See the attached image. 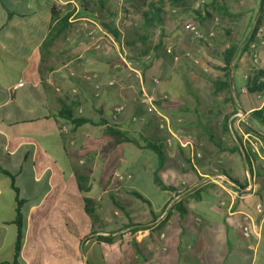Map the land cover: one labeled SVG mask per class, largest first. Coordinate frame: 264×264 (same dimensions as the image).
<instances>
[{"label":"crops","instance_id":"obj_1","mask_svg":"<svg viewBox=\"0 0 264 264\" xmlns=\"http://www.w3.org/2000/svg\"><path fill=\"white\" fill-rule=\"evenodd\" d=\"M83 2L88 3L86 0H0V157L8 160L10 168L0 167L16 176L19 198L25 201V223L16 264H264V218L255 208L256 205L264 208V107L257 95L252 98L243 91L246 85L243 74L249 66L242 51L236 55L234 69L233 63L229 69L233 79L231 87H235L236 94L232 92L233 101L226 104V122H223V116L221 126L216 123V127L204 136L196 133L197 130L190 133L186 126L179 127L181 134L171 130L174 137L165 149L167 156L161 180L174 191H161L152 179L146 192L143 179H133L129 189L141 195L143 200L135 197L142 205L135 204L130 211L126 210L125 219L112 203L114 196L106 195L105 180L100 183V192L92 196L89 195L92 191L90 179V191L77 190L74 169L70 167L69 171L65 164L70 165V161L58 129L64 121L57 116L60 103L76 97L68 92L62 96L55 93L57 81H69L70 61L54 64L53 70L44 74H39V70L41 44L52 24L51 5L58 4L63 8L69 5L77 14L83 7L81 4H85ZM162 19L164 24L170 21L167 17L165 22L163 16ZM70 22H73L72 18ZM117 22L116 18L114 24ZM98 27L107 34L102 26ZM113 28L119 33V40L123 39L121 30L118 31L115 25ZM167 30L172 44L182 47L178 43L181 40L179 31L175 27ZM108 36L117 55L118 41ZM69 40L68 31L66 37L51 48L52 54L62 56L69 53L68 50L72 51V45L59 46L60 42ZM80 50L84 57L81 65L82 70H86L84 73L103 75L108 71L106 59L99 54L101 49L84 46ZM92 50L97 52L96 55ZM259 66L264 69V51L260 53ZM109 67L107 75L104 74L107 80L101 82L103 95L108 98L106 105L117 102L116 94L106 93L112 88L106 83L114 81L117 71V65ZM40 78L47 86L42 85ZM20 80L24 85L17 87ZM84 84L88 85L86 81ZM140 84L144 93L146 87L141 80ZM85 100L81 96L79 106H83ZM104 108L98 107V114L102 112L111 123L112 114L105 113ZM254 111L259 114L253 117ZM219 114L218 107L211 108L210 115L217 117ZM83 118L92 121L88 116ZM222 124L226 126L225 130ZM175 146L182 154L177 170L172 169L169 162L171 156H175ZM245 154L256 158V162L252 158L248 162ZM24 162L31 164L29 193L37 194L35 201L25 197L17 184V179L26 174ZM58 176L64 181L69 180L70 186L54 192ZM41 183L43 185L39 187ZM174 196L179 197L177 208L184 213L181 216L174 209L169 215H163L165 203ZM84 199L91 200V214L84 210ZM98 203H112L109 208L112 215L108 217ZM14 207L15 194L9 180L0 173V264H14L17 239ZM36 214L39 227L32 234L30 220ZM114 219L118 223H114ZM124 220L127 222L122 229ZM107 224L115 225L106 231ZM128 224H147L149 227L132 232L131 227L126 228ZM244 227L249 229L248 238L243 236ZM100 237L112 240L105 242ZM34 244L32 256H27V249Z\"/></svg>","mask_w":264,"mask_h":264},{"label":"rangeland","instance_id":"obj_2","mask_svg":"<svg viewBox=\"0 0 264 264\" xmlns=\"http://www.w3.org/2000/svg\"><path fill=\"white\" fill-rule=\"evenodd\" d=\"M86 1L89 2L90 7L95 6L96 15H99L98 3L102 1L106 11L105 16L113 14V17H110L112 27L115 25L116 18L118 19L117 24L122 32L123 39L125 40L130 33L138 37L144 35L148 39L147 46L150 49L149 60H144L143 56L131 58L127 52V60L131 62V68L134 71L127 69L118 59L115 47L108 36L109 34L99 29L98 26H101V24L86 15H83L86 19H78L80 12L72 17L73 22L69 29L71 40L62 41L59 44L61 48L72 45V51L68 50L69 53H66V55L55 56V61L58 63L63 59L70 61L68 64L69 81L62 79L65 85L60 80L57 81L55 88L58 90L54 89L56 95L62 96L68 92L74 96L72 89H77L78 93L76 95L82 96V99L86 100L83 106L77 107L76 113L80 117L88 116L94 122V124L80 126L74 133H70L72 126L69 123L61 122L58 125L59 132L67 146V159L70 161V165L65 164L69 166L67 167L69 171L72 167L76 174L85 175L90 179L92 191L89 195L91 196L100 192V183L105 180L104 188L108 191L106 195L111 194L115 197L118 203L116 205L117 210L126 219V210L130 211L129 208H132L135 204L142 205L138 199L132 196L131 193L134 191L129 189V182L133 179H143L146 188L144 191L148 192L155 172L162 179L161 171L163 167H159L156 155L146 148V143L161 145L165 162L167 156L165 149H168L169 146L167 139L173 138L171 130L179 132L181 127L186 126L190 133L197 130L196 133L198 132L204 136L216 127V123L218 127L221 126V119L226 112V104L223 103L222 108H219V110L222 109L221 115L219 114L217 117L210 115V110L211 108L213 110L215 103L220 104L222 99L226 97V94H213L211 81L221 78L223 75L221 70L223 64L215 54H220L230 44H239L246 39L255 24L260 0H184L177 3L172 0ZM221 2L230 15H222L215 10ZM149 4L161 8L164 22L166 17L170 21H166L165 24L162 23L161 26L154 29L145 28L142 25L140 13L141 9H146ZM195 5H197L196 8ZM131 7H135L136 10H132ZM195 11L199 12V16L194 13ZM187 20L192 22L201 32L213 33L209 43L200 42L185 29L186 24L184 21ZM173 27L180 33L178 37L181 40L178 43L182 47L174 46L172 40L169 39L170 35L167 29ZM93 29H95L96 34L89 36V31ZM95 40H98L101 44V53L99 54L106 59L104 61L108 70L106 73L109 72V66L117 65V71L114 74V86L107 88L106 92H113L117 95L115 96L117 101L115 103L106 105L108 98L104 97L102 90L98 97H94L90 85L87 82L88 85L84 84V77L90 74L84 73L86 70L81 68L84 57L80 49L84 46L93 47L92 44ZM136 42L137 47L142 50L144 47L142 42L140 40H136ZM157 44L161 47L155 55L154 46ZM242 44L243 42L240 47ZM168 46L170 47L169 50H167ZM92 52L94 55L97 53L93 50ZM236 60L237 57L234 62ZM55 61L51 60L52 64ZM136 71L140 72V77ZM92 74H97L100 82L107 80L104 74L98 72H92ZM144 77H146L149 84L148 88H150L149 91L147 88L145 89L148 96L152 94H155L157 98L166 96V99L159 100L160 105L156 104L154 108L144 101L145 98L142 95L140 80L144 84ZM153 79L159 81L156 87L152 84ZM121 105L123 106V112L118 116L115 123H111L117 125L136 144L122 143L117 145L111 138L104 135L103 127L97 126L99 121L98 107L104 106V112L109 115L113 113L116 107ZM133 118H136V121H133ZM164 118L167 119V122ZM193 121L198 122L194 123ZM161 124L164 125L162 129L159 128ZM183 124L185 125L183 126ZM179 133L181 134V132ZM173 150L175 156H171L169 162L171 168L177 170L179 155L181 157L182 154H179V149L176 146L173 147ZM0 165L10 168L8 160L1 157ZM23 169H25L26 174L17 179V184L25 197L35 201L38 197L37 194L29 193L32 183L31 164L24 162ZM116 172L122 175H130V178H124L125 180L122 181L113 180ZM65 181L61 179V176H58L56 178L57 183L54 185V192H61L62 188L69 187V180ZM42 183L39 187H42ZM155 187L157 186L155 185ZM89 195L86 194L85 196ZM122 196L123 200H121ZM98 204L104 212H107L108 217L112 215L109 210V208H112V203ZM120 207H123L124 210H121ZM108 210L111 213H108ZM30 221L32 222L33 234L39 227L38 214L33 216ZM113 221L118 223L115 219ZM125 222L127 220L122 223V229H124ZM114 225L107 224L106 231L113 228ZM32 249H35V244L29 246L26 251L27 256H32Z\"/></svg>","mask_w":264,"mask_h":264},{"label":"trees","instance_id":"obj_3","mask_svg":"<svg viewBox=\"0 0 264 264\" xmlns=\"http://www.w3.org/2000/svg\"><path fill=\"white\" fill-rule=\"evenodd\" d=\"M131 1H134V0H131ZM172 1L174 3H177L180 1H184V0H172ZM83 3L85 4L84 5L81 4V6L83 7H82V10L80 11L81 13L79 12L80 14L78 18H80L83 15L92 17L93 19L97 20L101 24L102 28L112 37V39L119 42V38H120L119 33L112 27V19L110 18V17H113V14L109 16H105L104 13L106 11L104 7V3L102 1L98 3L99 6L97 7V9H98L99 15H96L95 13V9H94L95 6L90 7L89 2L88 3L83 2ZM260 3H261V7L259 9L258 14L255 17L254 26L259 22L261 18L264 0H260ZM131 8L132 10H136L135 7H131ZM215 10L220 12V14L222 15H230L228 13L227 8L222 4V2L220 5H217ZM50 13H51V18H52V24L49 29V32L47 33L45 39L43 40L41 44V56H40L41 70H39V74H42V73L44 74L46 72L53 70V67L55 66L54 64L60 65L61 63L64 64L67 61L66 59H63L59 63L55 61L56 60L55 55L52 54L51 48L55 45V43L58 40H60L63 37H66L67 32L69 31L70 26H71L70 18L76 15L75 10L69 8V5L68 6L66 5V7L63 8L61 5H58V4L51 5ZM162 13L163 12L161 11V8L156 7L154 4H149V6H147L146 9H143V10L141 9L140 14H141V19H142V25L145 28H151V29L161 26L163 23ZM196 14H198L199 16V12H196ZM252 39H253L252 34L249 33L246 39L242 41L243 44L241 47H240V44L242 42L239 44L233 43V44H230L220 54L216 55L214 53L216 57L220 58L223 64V67H221V70L223 71V75L221 78L214 79L211 81V84L213 86V94L214 95H218V94L225 95L226 94V97L222 99L220 104L218 103L215 105V107H218V110L219 108H222L221 105L223 106V103L227 104V103H232L233 101L232 92L236 94V91H235V87L234 89L231 87L233 79L231 78V83L229 81V77H230L229 69L232 63H233L232 69H234V59L237 53L241 51L243 52L245 48L247 47L248 43L252 41ZM136 40H140L142 44L144 45L142 50L139 47H137ZM147 41L148 39L144 35L138 37L137 35L133 36V33H130L129 35H127L125 40L123 39V43L131 58H134V57L137 58V57L149 55L150 49L147 46ZM160 47L161 46L158 44L154 46L155 55L159 51ZM51 60H54L55 62L52 64ZM40 81L43 86H47L43 78H40ZM144 84L146 85V88L149 91L150 88H148L149 84L147 82L146 77H144ZM246 86H247V95L252 98H254L257 94H263L264 93V69H259L257 71L252 72L249 80L246 82ZM74 97H76L75 100H69L67 102L62 100L63 102L60 103L59 109L57 110L58 118L62 119L64 123H69L72 126L70 133H74L80 126L84 124H94L89 119L76 115L75 109H77V107L80 104L79 103L80 96L76 95ZM156 104L160 105L159 102L158 103L156 102ZM219 112L221 113L222 109H220ZM257 114L259 113H257V111H254L252 116L254 117V115H257ZM226 120H227V117L224 116L223 122H226ZM97 126L103 127L104 135L111 138L114 141V143L117 145L122 144V143L136 144L131 138L128 137V135L125 132L121 131L117 125L108 123V121L103 117V114L101 112L99 113V121L97 123ZM222 128L225 130L226 126L222 124ZM146 148L150 149L156 155L157 160H158V165L159 167H162L163 162H164V152H163L161 145L146 143ZM245 157L248 162H250L249 161L250 158H252L253 161L256 162V158L254 159V157H251L249 154H245ZM0 173L3 174L6 179L9 180L10 188L15 194V207H14L15 217H14L13 223L15 224L17 228V239H16V247H15V252H14V262L13 263L16 264V259L20 252L22 232H23L24 223H25V217H24L25 201L19 198V189L17 188L16 182H15L16 176L5 169H2L1 167H0ZM74 179H75L77 190L79 192L86 193L90 191L88 177L82 174L74 173ZM153 182L161 191H170V192L174 191V188L171 185H166L163 183L161 178L158 176L157 172H155L153 175ZM233 182H237V181H233ZM131 194L134 197L143 200L141 195H139L137 192L134 191ZM83 202H85V205H84L85 212L87 214H91L93 210L91 207L92 206L91 200L84 199ZM112 203L114 205L118 204L115 197H112ZM179 206H180L179 201H177L175 204H173L171 210H169L166 213V215H169L172 210L176 209L177 212H179V215L182 216V213L184 212L183 210H179L177 208ZM120 209L124 210L123 207H120ZM164 209H165V205L162 211H164ZM130 227L132 228V232H136V231L145 230L149 226L147 224H138V225L128 224L126 225V228H130ZM100 239L105 242H111L112 240L109 237H100Z\"/></svg>","mask_w":264,"mask_h":264},{"label":"built area","instance_id":"obj_4","mask_svg":"<svg viewBox=\"0 0 264 264\" xmlns=\"http://www.w3.org/2000/svg\"><path fill=\"white\" fill-rule=\"evenodd\" d=\"M115 28L120 31L118 24H115ZM100 29V28H99ZM185 29L197 40H199L200 42L206 44L209 43L211 37L213 36L212 32L209 33H203L201 32L193 23H186L185 25ZM101 30V29H100ZM121 32V31H120ZM250 33L252 34V41L248 43L247 47L245 48V50L242 52V57L247 60V64L249 66L248 71L246 73L243 74V80L246 84V82L249 80L252 72L257 71L260 69V53L262 51H264V3H263V7H262V14H261V18L259 20V22L251 29ZM89 36H93L94 34H96L95 29L89 31ZM122 35V34H121ZM93 48L95 50H100L101 49V44L98 42V40L93 41L92 44ZM117 56L118 59L124 64V66L129 69L132 70L131 68V62L129 60H127V49L123 43V39H120L117 45ZM144 60H149L150 59V55H146L142 57ZM136 73L138 74V76L140 77V72L136 71ZM84 81H86L92 89V94L94 97H98L99 93L101 91V82L99 81L98 75L97 74H90L84 77ZM152 84L154 87H156L159 84L158 79H153L152 80ZM24 85V82L22 80H20L17 84V87H22ZM107 87H112L114 86V81H109L106 83ZM243 91L246 92L247 91V86L245 85L243 88ZM72 93L73 94H77L78 91L77 89H72ZM142 95L144 96V101L150 105L152 108H154V105H156V102H158L159 100L162 99H166V96H162L161 98H157L155 94H152L150 96H148L146 94V92L144 91V93L142 92ZM257 98H259L261 100V104L264 107V93L263 94H257ZM123 112V106H118L114 109L113 113H112V117H111V121L115 122L118 119V116ZM167 122V119L164 118ZM133 121H136V118L132 119ZM164 120V121H165ZM164 127L163 124H161L159 126L160 129H162ZM172 137H174L172 135ZM171 143V139H167V144L169 145ZM180 143V142H179ZM180 145L182 147H184V145H182L180 143ZM190 145V143H189ZM197 158L199 157L198 154L195 155ZM249 177V176H248ZM124 178H130V175H122L118 172L114 173L113 176V180H117V181H122L125 180ZM221 178V177H220ZM223 179V178H222ZM253 179V178H251ZM179 200L178 196H174L172 197L170 200H168L165 204V209L163 211V215H166V213L171 210L173 204H175L177 201ZM256 210L259 213H262V217L264 218V208L261 205H256ZM243 236L248 238L250 236V232L249 229L247 227L243 228ZM135 264H142L141 262H137Z\"/></svg>","mask_w":264,"mask_h":264},{"label":"water","instance_id":"obj_5","mask_svg":"<svg viewBox=\"0 0 264 264\" xmlns=\"http://www.w3.org/2000/svg\"><path fill=\"white\" fill-rule=\"evenodd\" d=\"M260 7H261V3L259 4V9H260ZM259 9H258V11H257V14H258V12H259ZM256 14V15H257ZM229 81H230V83H231V77H229Z\"/></svg>","mask_w":264,"mask_h":264}]
</instances>
